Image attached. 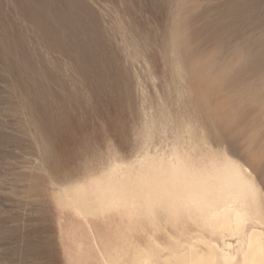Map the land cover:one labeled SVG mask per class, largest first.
<instances>
[{"label": "rangeland", "instance_id": "1", "mask_svg": "<svg viewBox=\"0 0 264 264\" xmlns=\"http://www.w3.org/2000/svg\"><path fill=\"white\" fill-rule=\"evenodd\" d=\"M263 37L264 0H0V264H92L63 189L145 153L227 154L264 197Z\"/></svg>", "mask_w": 264, "mask_h": 264}, {"label": "bare ground", "instance_id": "2", "mask_svg": "<svg viewBox=\"0 0 264 264\" xmlns=\"http://www.w3.org/2000/svg\"><path fill=\"white\" fill-rule=\"evenodd\" d=\"M262 44L261 56L264 37ZM252 62L255 71L263 59ZM63 192V204L80 220L72 233L83 230L77 237L88 240L92 264H264V197L250 170L227 154L145 153L114 161ZM111 212L122 224L111 235L94 229L93 219L105 222Z\"/></svg>", "mask_w": 264, "mask_h": 264}, {"label": "snow or ice", "instance_id": "3", "mask_svg": "<svg viewBox=\"0 0 264 264\" xmlns=\"http://www.w3.org/2000/svg\"><path fill=\"white\" fill-rule=\"evenodd\" d=\"M262 166H264V160L261 161Z\"/></svg>", "mask_w": 264, "mask_h": 264}]
</instances>
